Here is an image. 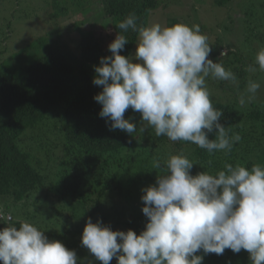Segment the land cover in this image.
Returning <instances> with one entry per match:
<instances>
[{
  "label": "trees",
  "instance_id": "trees-1",
  "mask_svg": "<svg viewBox=\"0 0 264 264\" xmlns=\"http://www.w3.org/2000/svg\"><path fill=\"white\" fill-rule=\"evenodd\" d=\"M231 2L214 0L219 7ZM46 4L47 36L23 40L20 52L0 47V210L5 214L0 230L8 226L6 216L10 214L17 227L19 221L29 222L50 241H60L78 254L89 217L113 231L131 229L135 224L137 235L145 230L148 218L142 212V190L155 185L157 177L166 172L171 155L183 152L194 164L190 170L193 176L203 171L215 175L225 163L248 169L264 165V99L244 107L238 103L248 81L264 77L244 51L251 38L264 43V0L236 4L240 10L246 8L242 51L226 46V55L221 57L223 40H208L212 47L208 58L222 63L237 78L236 83L206 78L213 107L223 111L220 122L230 136L238 133L241 137L227 155H209L191 142L157 137L151 128L141 133L139 128L145 122L131 108L129 118L137 125L132 136L119 129L110 131L111 121L106 123L107 118L99 115L102 105L94 96L102 86L92 82L93 66H99L100 58L111 52L101 34L83 31L82 26L92 15L100 20L106 17L114 34L128 39L120 54L130 57L138 33L131 29L124 32L117 24L135 14L137 25L146 27L159 0H47ZM78 14L69 26H60L65 18ZM175 24L181 23L171 18L166 27ZM256 28L257 34L253 32ZM200 32L204 34L202 29ZM249 65L257 71H247ZM208 138H215V130ZM155 160L161 162V168H153ZM16 210L13 217L11 211ZM127 216L132 223L124 220ZM233 254L230 249L222 255L204 254L203 250L196 253L203 256L202 264H233ZM81 261L88 264L83 258L78 264ZM110 264H117L115 257Z\"/></svg>",
  "mask_w": 264,
  "mask_h": 264
},
{
  "label": "clouds",
  "instance_id": "clouds-1",
  "mask_svg": "<svg viewBox=\"0 0 264 264\" xmlns=\"http://www.w3.org/2000/svg\"><path fill=\"white\" fill-rule=\"evenodd\" d=\"M136 21L135 14H129L117 24L124 32L138 33L134 57L120 54L129 41L117 33L108 45L111 55L93 66L92 82L102 86L94 100L102 105L99 115L107 118L106 123L111 121L109 130L132 136L137 125L124 118L131 108L145 122L141 133L151 128L157 137L191 142L209 155L229 154L241 137L230 136L220 122L223 111L213 107L206 78L236 83L235 74L208 58L212 47L199 25L145 27ZM255 63L264 72V49L256 54ZM246 70L257 68L249 65ZM259 88L258 82L249 80L238 96L239 105L249 104ZM214 130L215 138L209 139ZM193 165L183 152L171 155L166 172L142 190V212L148 222L139 235L131 229L113 231L89 217L82 246L102 264H110L114 257L117 264H202L203 256L196 255L200 250L222 255L225 249L246 250L251 264H264V165L248 169L225 163L215 175L203 171L195 176L190 174ZM153 168H161V162L155 160ZM4 215L0 210V221ZM6 219L8 226L0 230L2 264H78L75 250L50 241L29 222L19 221L17 227L10 215Z\"/></svg>",
  "mask_w": 264,
  "mask_h": 264
},
{
  "label": "rangeland",
  "instance_id": "rangeland-1",
  "mask_svg": "<svg viewBox=\"0 0 264 264\" xmlns=\"http://www.w3.org/2000/svg\"><path fill=\"white\" fill-rule=\"evenodd\" d=\"M2 1L3 2H0V47L7 46L9 50H13L14 52H20V48L23 47V40L27 42L35 39L37 36L48 35V30L50 26L47 24V15L45 12L47 8V0ZM159 1L160 5L150 12L146 27L156 23H159L161 27H166L169 19L175 18L178 19L181 24L187 25L189 27H192L193 25H199L200 29L203 30L204 34L208 37V40L210 41H215V38H217V40H223L225 45L223 46L225 48L221 50L225 52L227 51L228 46L234 49V51H242L244 45V43H242L244 41V33L242 34V31H244L247 25L245 22L246 15L244 14V10H246V8H242V10H240L236 6V4L240 0H232L231 3H228L224 7L217 6L214 3V0ZM95 13L97 12L95 11ZM77 18H79V14L76 15L75 18H65L64 21H61L62 24H60V26L66 28ZM108 23L109 20L106 17H103L100 20L94 15H92L88 18L87 23L82 26V30H91L101 34L102 38H104L105 40L103 44L104 46H106L113 42L116 38V35L112 31ZM259 23L260 22H256V25H259ZM253 32L257 34L259 30L256 28L253 30ZM4 33H6L7 35H4ZM2 34L3 37H1ZM70 36L73 39L76 38L75 34H70ZM51 39H55V37L51 36ZM62 40V43H65V37H63ZM137 42L138 39L136 43ZM136 43L133 47L130 57H134ZM245 43V57L247 58V60L249 57L253 60V62H255L256 54L261 49H264V43L253 41L252 38ZM69 46H71L70 43ZM133 62L135 63L137 61L133 59ZM257 82L260 84V88L258 89L252 101L258 102L264 99V77L259 78ZM245 89L246 87L244 88L243 92H245ZM135 113L138 114V112ZM132 114L133 113L130 108L126 110L124 114L125 119L130 120L129 117L132 116ZM11 214L13 215V217L17 216V210L11 211ZM124 220L131 222V217H124ZM135 226L136 224L131 227V230H133L134 232H136V229L134 228ZM129 229L122 227L121 231L127 232ZM77 250L80 251V253L77 254L78 259L83 258L87 259V261H97L95 260L94 256L89 252V250L82 246V244L79 245ZM231 260H233V264H251L249 253L246 252L234 253L231 256Z\"/></svg>",
  "mask_w": 264,
  "mask_h": 264
}]
</instances>
